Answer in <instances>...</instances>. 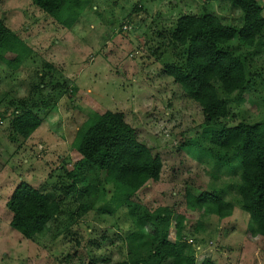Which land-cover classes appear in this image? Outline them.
<instances>
[{
	"label": "rangeland",
	"instance_id": "374dc122",
	"mask_svg": "<svg viewBox=\"0 0 264 264\" xmlns=\"http://www.w3.org/2000/svg\"><path fill=\"white\" fill-rule=\"evenodd\" d=\"M257 2L264 17V0ZM204 13L223 26L242 24L240 11L225 0H89L69 28L29 0H0V21L21 44L18 50H29L17 69L7 64L14 53H0V264L137 259L126 236L136 231L138 216L157 208H184L185 194L203 192L222 195L232 210L222 219L205 209L186 210L183 244L195 264L204 257L213 264H264V238L245 232L248 217L237 204V161L230 152L212 150L207 138L221 125L263 122L264 30L251 47L236 38L227 44L243 63L246 84L224 97L231 118L206 124L199 108L164 72L167 65L183 67L185 49L169 42L175 21ZM215 89L222 97L216 84ZM23 111L40 119L25 139L8 124ZM105 111L121 114L137 141L161 161L158 180L145 183L124 207L116 196L112 200V184H104L73 148L82 124ZM71 170L76 182L64 194ZM19 182L62 203L47 230L30 240L9 227L4 207ZM173 225L171 217V242ZM138 255L146 264L158 263L147 252Z\"/></svg>",
	"mask_w": 264,
	"mask_h": 264
},
{
	"label": "trees",
	"instance_id": "16d2710c",
	"mask_svg": "<svg viewBox=\"0 0 264 264\" xmlns=\"http://www.w3.org/2000/svg\"><path fill=\"white\" fill-rule=\"evenodd\" d=\"M29 1L62 27L69 28L89 0ZM225 1L240 11L241 26L238 29L223 26L216 17L206 13L179 17L169 42L185 49L183 67L167 65L164 68L165 75L199 108L206 124L231 118L224 97L241 92L246 84L243 63L239 56L231 53L227 44L236 38L241 45L251 47L264 30V17L257 0ZM12 40L9 30L0 21V53L3 50L14 53V58L7 64L17 69L29 50L24 47L18 50L21 44ZM215 84L222 97L217 95ZM8 124L12 133L25 139L38 128L40 119L29 111H23L14 115ZM207 138L212 150L222 151L224 155L230 152L236 159L239 171L235 187L237 204L248 217L245 232L252 237L264 238V120L254 125L242 122L232 126L221 125L210 130ZM73 148L82 163L99 172L104 184H112L114 195L111 198H119L120 207L126 206V202L145 183L156 182L159 178V157L137 141L134 129L119 113L105 111L92 114L77 130ZM217 152L214 156L219 159L221 155ZM228 161L224 159V162ZM66 177L69 186L64 194L74 186L77 173L71 170ZM184 198V208H157L138 216L136 231L126 236L129 252L132 258L137 259L104 264H146L138 255L143 252L158 263L195 264L192 251L183 244L186 210L205 209L207 214L222 219L231 214L232 204L214 193L203 192L198 196L187 193ZM4 207L10 214L9 227L23 239L30 240L47 230V224L60 213L62 203L60 198L19 182ZM102 212L112 214L114 211L102 209ZM128 215L131 216L132 211H128ZM169 217L174 222L172 242L167 238ZM144 228H149L148 232L144 233ZM79 264L96 263L87 261ZM199 264L213 262L204 257Z\"/></svg>",
	"mask_w": 264,
	"mask_h": 264
}]
</instances>
